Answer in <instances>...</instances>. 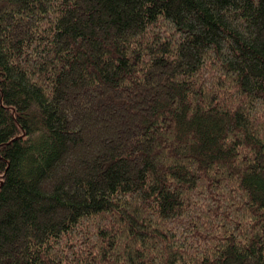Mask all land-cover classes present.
Instances as JSON below:
<instances>
[{
    "label": "trees",
    "instance_id": "obj_1",
    "mask_svg": "<svg viewBox=\"0 0 264 264\" xmlns=\"http://www.w3.org/2000/svg\"><path fill=\"white\" fill-rule=\"evenodd\" d=\"M0 264H264V0H0Z\"/></svg>",
    "mask_w": 264,
    "mask_h": 264
}]
</instances>
